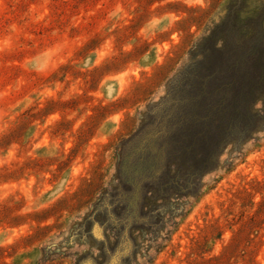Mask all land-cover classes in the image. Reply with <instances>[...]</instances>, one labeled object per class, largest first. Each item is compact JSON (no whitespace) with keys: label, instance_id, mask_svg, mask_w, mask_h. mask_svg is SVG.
<instances>
[{"label":"rangeland","instance_id":"obj_1","mask_svg":"<svg viewBox=\"0 0 264 264\" xmlns=\"http://www.w3.org/2000/svg\"><path fill=\"white\" fill-rule=\"evenodd\" d=\"M250 26L264 0H0V264H264V96L208 167L168 101Z\"/></svg>","mask_w":264,"mask_h":264},{"label":"trees","instance_id":"obj_2","mask_svg":"<svg viewBox=\"0 0 264 264\" xmlns=\"http://www.w3.org/2000/svg\"><path fill=\"white\" fill-rule=\"evenodd\" d=\"M235 16L238 14L233 6L228 7L226 20ZM257 33V28L250 26L244 38L232 43L225 40L221 48L217 44L207 48L203 57L194 59L180 75V81L171 87L168 101L182 100L169 105L175 112L174 123H180L181 127L192 124L190 129L184 130L187 137L180 140L179 146L194 152L199 147L196 136L203 138L206 150L202 152L207 155L204 167L212 165L223 144L239 135L237 123L248 122L250 105L264 96V39L258 40ZM214 35L215 31L209 38ZM217 52L221 54L219 58ZM197 69L202 74L188 85ZM248 125L244 126L245 132L250 130Z\"/></svg>","mask_w":264,"mask_h":264},{"label":"water","instance_id":"obj_3","mask_svg":"<svg viewBox=\"0 0 264 264\" xmlns=\"http://www.w3.org/2000/svg\"><path fill=\"white\" fill-rule=\"evenodd\" d=\"M145 136H140L139 140L141 141L142 139H144ZM154 135L152 136V146L154 144ZM130 159V158H128ZM167 157L164 155V152L162 150H159L157 152H155V155L153 156V162H152V171H138V173H141L142 178L146 179V178H150L152 177V179H156V177L161 173L162 169H163V163L166 161ZM126 164H128V161H126ZM138 181L139 179H135V186L138 185ZM122 254H117L116 257L113 260V263H117L119 256H121Z\"/></svg>","mask_w":264,"mask_h":264}]
</instances>
